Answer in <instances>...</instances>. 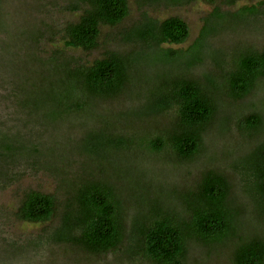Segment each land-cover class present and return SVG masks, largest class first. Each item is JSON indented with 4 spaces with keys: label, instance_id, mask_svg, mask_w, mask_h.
<instances>
[{
    "label": "trees",
    "instance_id": "obj_1",
    "mask_svg": "<svg viewBox=\"0 0 264 264\" xmlns=\"http://www.w3.org/2000/svg\"><path fill=\"white\" fill-rule=\"evenodd\" d=\"M140 1L160 6L183 0ZM72 8L76 19L29 35L32 46L54 47L48 56L25 55L13 87L26 121L55 127L67 118L80 119L81 135L76 141L69 138L63 148L57 141L35 145L20 127L0 122V184L15 181L16 169L35 159L50 169L54 160L66 161L55 167L65 174L76 153L77 170L61 179V195L24 190L14 211L17 219L44 225L59 216L60 221L23 242H3L0 235V264H37L27 255L41 246L50 257L40 264H54L56 254L68 264L70 251L93 258L115 253L110 264H189L195 250L209 258L226 251L228 264H264V113L241 111L264 81V49L238 42L213 50L207 41L217 27L234 29L239 21L257 16L258 7L231 14L215 9L186 49L170 47L188 41L185 19H160L144 11L141 22L125 34L127 49L108 50L92 61L68 50L98 48L102 28L120 25L130 14V2L72 0ZM58 35L61 47L54 44ZM101 102L121 108L117 117L152 125L86 128ZM232 122L241 129L237 147L232 145V151L225 144L221 154L229 160L239 152L231 165L236 172L197 166L209 159V141L219 133L226 136ZM150 156L162 162L150 163L159 174H194L182 190L173 188L169 202L162 194L149 195L152 186L142 176ZM191 164L195 172L189 170Z\"/></svg>",
    "mask_w": 264,
    "mask_h": 264
},
{
    "label": "rangeland",
    "instance_id": "obj_2",
    "mask_svg": "<svg viewBox=\"0 0 264 264\" xmlns=\"http://www.w3.org/2000/svg\"><path fill=\"white\" fill-rule=\"evenodd\" d=\"M129 2L130 14L120 25L116 27L104 26L102 28L101 44L98 48L88 52L81 49H69L68 53L81 57L85 61H92L95 58L103 56L108 50L117 49L122 51L123 49H127L130 44L125 42V34L141 22L143 17L142 13L148 10L151 15L160 19L170 15H178L186 20L190 27V37L188 41L183 45L170 46L172 48L186 49L199 37L202 29L205 27L207 19L215 9L231 14L255 6L258 7L257 16H249L243 19L242 22L239 21V24L234 29L217 27L216 31L210 32L207 41L213 50L221 46H229L232 43L235 44L238 42H242V44H247L259 50L264 49V0H238L233 4H230L228 0H183L178 4L160 6L143 4L140 0H129ZM75 10L76 9L72 8V0H0V122L10 128L20 127L35 145L41 142L51 145L50 142L57 141L59 146L63 148L69 138L73 140L81 135L78 134L81 128L79 124L80 119H74L73 121V119L67 118L59 121L55 127L26 121V112L16 104V99L14 97L15 89L13 87V83L18 78L17 70L19 69L20 60H22L25 55L29 52H35L39 56H48L53 49L52 47H54L52 43L51 45L48 44L46 47H44L42 43L43 46L40 48H38L40 44H37L38 46H32L30 44L32 38H30L29 35L31 33H36L39 27H42L43 30L47 29V25L61 27V24L66 21L76 19L78 13H76L77 11ZM237 20L239 19L237 18ZM27 36L29 38H27ZM54 40H56L54 44L60 47L63 46V41L60 39L59 35L56 36ZM44 41L45 38L42 39V42ZM164 46L168 47V45ZM17 88L19 87L17 86ZM109 104L110 102L99 103L95 109L97 110L95 113L96 117L90 118L85 127L91 128L95 124V128L99 127V129H106L105 127L110 124L115 128H121L124 123L127 122L136 125L131 121L132 119L126 118L125 116L121 118L117 117L116 112L121 108L107 106ZM117 104L118 103L115 102V105ZM106 107L109 108L106 109ZM256 110L264 113V81L261 82L253 96L244 100L241 109L245 114L256 112ZM151 122L152 121L140 123L136 126H149L150 124L152 125ZM78 129L79 131H77ZM240 130L238 123L232 122L231 130L226 136H221V133H219V136H214L211 142L209 141V152H207L206 155L209 159L199 161L197 166L220 167L231 173L234 170L231 166L233 159L238 156L239 152H233L229 160H227L225 159L227 157L222 158L221 148H223L225 144H227L231 150L233 149L232 145L237 147L236 140ZM76 140L77 139H75V141ZM215 151L217 154H215ZM150 157H148V159L146 158L144 162L146 165L144 170L145 175L142 176L145 178L143 180L146 183H150L152 186L149 195L155 197L158 194H162L160 198L165 202H169L172 196H175L173 188L177 187V189L179 188L182 190L184 185L190 184L194 174L191 176L186 174L185 177H183L181 176L183 173L179 174L177 171L172 170H167L165 172L161 171L162 174H159L155 169V165H150V163L154 161L157 163L162 162L154 160L152 156ZM60 160L61 159L58 161L54 160L51 162V165L55 167L64 166L66 161L63 163ZM78 160L79 158L76 153L71 155L66 173L62 174L58 172L55 167L52 169L49 167L47 168L42 162L40 163L35 159V161L21 164L16 169L15 172L19 174V177H17L15 181L8 182L7 184H0V235L3 242L7 240L23 242L27 236L39 234L45 225L52 226L56 224L57 221H60V217L56 216L51 220V224H31L17 219L14 211L18 207L23 192L26 189L34 188L44 192H54L57 195L64 193L63 189L60 187V181L64 176L67 178L74 176L77 170ZM169 167L173 169L172 166ZM188 168L193 172L197 170L192 164L188 166ZM234 172H236V170H234ZM236 178H239L238 181L241 186L242 181L238 174ZM156 185L161 187L162 192H158L159 188H157ZM47 252L46 246H41L37 250L30 251L27 258L30 259L29 261H31V263L40 264L44 260H49L50 256H47ZM58 252H61V250L59 249ZM67 256L71 257V262L68 264H86L85 262L87 261L88 264H110L115 261V253H108L93 258L89 257L85 252L70 251ZM53 257L55 260L54 264H62L64 261V258L59 254ZM80 257L85 258L81 260ZM76 258L78 259L77 262H75ZM189 264H228L227 253L226 251L222 252L219 257L212 254L209 258L199 254L198 250H195L191 254Z\"/></svg>",
    "mask_w": 264,
    "mask_h": 264
}]
</instances>
